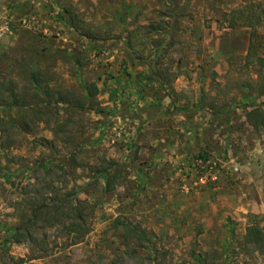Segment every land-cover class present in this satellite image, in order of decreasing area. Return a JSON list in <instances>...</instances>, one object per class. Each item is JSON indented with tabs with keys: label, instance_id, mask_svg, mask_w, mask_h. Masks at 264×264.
<instances>
[{
	"label": "rangeland",
	"instance_id": "1",
	"mask_svg": "<svg viewBox=\"0 0 264 264\" xmlns=\"http://www.w3.org/2000/svg\"><path fill=\"white\" fill-rule=\"evenodd\" d=\"M254 32L264 0H0V264H264Z\"/></svg>",
	"mask_w": 264,
	"mask_h": 264
},
{
	"label": "trees",
	"instance_id": "2",
	"mask_svg": "<svg viewBox=\"0 0 264 264\" xmlns=\"http://www.w3.org/2000/svg\"><path fill=\"white\" fill-rule=\"evenodd\" d=\"M245 14H241V17H243ZM250 15H246V18H243V20L241 21H249V22H245L244 21V26H250L253 28H256L257 26H260V21L261 18L260 17H256L254 19V17H249ZM254 21H257L258 23L256 24V26L253 24ZM237 20L233 19L231 21V23L229 24L230 28H235L239 25H237ZM255 31V29H254ZM256 32L252 33L251 38H250V44H249V49H248V53L246 56V60H247V64L250 65H254L255 63H258V65L260 66L259 71H262V69H264V43L262 42H258V37L255 36ZM261 50V53H260ZM32 84H34V94H38L40 97H44L47 102L46 105H51L52 101H50V99H52V90L50 89V87H44L42 88L41 84H40V80L38 78V75L36 73H32V79H31ZM2 85V84H1ZM10 90V95H9V99L8 102L9 105L6 106L4 104V100L0 101V109H10L11 111L14 110H22V109H27L31 107V104L28 102V100L24 97H22L21 95L17 94V92L15 91V89L12 87L9 89ZM95 93H92L91 95H94L98 92L97 88L96 90H94ZM61 101L64 102V98H61ZM6 103V104H7ZM30 104V105H29ZM28 125V124H26ZM99 170V174L100 176L106 180V185H107V189L109 191L112 190L111 185L114 184L113 182V176L112 174H109L108 171L106 170H102V169H98ZM116 171V170H115ZM84 188V186H81L80 189L82 190ZM60 203L56 200L53 201L52 205L49 204L50 206H48L49 211L50 210H55L56 212H61L62 209H64V207H62L61 205H59ZM47 207V205H46ZM72 211V215H70L69 217L72 219V223L66 227L67 229L70 227L72 229V231L70 232H76L79 233L80 231L84 230L85 224L83 222V216L80 214V212L77 210V208H75L74 206H72L71 208ZM41 211H34L32 213V218L31 220H29L30 223H35L34 221L36 219H38V214ZM50 214V213H48ZM9 231V235L10 237L14 240L15 243H20L21 239H31L34 235V233L30 230L29 227L25 228L24 230H20V229H16L13 230L11 228L8 229ZM130 231H134L133 229H131ZM86 233H81L82 236H85ZM245 240L247 243H250L251 245L257 247L259 249V247H261V245H263L264 243V234L261 231V229H259L257 226L253 225L251 227L248 228L247 230V234L245 236Z\"/></svg>",
	"mask_w": 264,
	"mask_h": 264
}]
</instances>
